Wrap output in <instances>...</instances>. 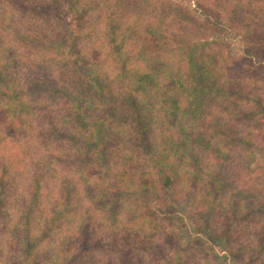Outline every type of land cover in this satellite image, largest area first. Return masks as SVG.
<instances>
[{
    "label": "trees",
    "instance_id": "trees-1",
    "mask_svg": "<svg viewBox=\"0 0 264 264\" xmlns=\"http://www.w3.org/2000/svg\"><path fill=\"white\" fill-rule=\"evenodd\" d=\"M0 240V264H264V0H0Z\"/></svg>",
    "mask_w": 264,
    "mask_h": 264
},
{
    "label": "rangeland",
    "instance_id": "rangeland-1",
    "mask_svg": "<svg viewBox=\"0 0 264 264\" xmlns=\"http://www.w3.org/2000/svg\"><path fill=\"white\" fill-rule=\"evenodd\" d=\"M61 9H64V6L63 8ZM64 11V10H63ZM66 14V12H64ZM128 23H131L133 24L134 22V19L133 18H130L128 20H126ZM227 46H228V49L229 51L231 52L232 55H240L241 53V50H242V46L240 45L239 41L237 40H228L227 41ZM103 74L106 75V74H112V72H114V64H112L110 61L109 62H105L103 63ZM114 75L112 74V77ZM112 82H113V85L116 86L118 85V81L117 79H114L111 78ZM94 205L92 203V200L90 201L89 198H86L83 200V207L82 209L79 211L78 215L76 217H74L75 219H71L72 221V224H73V228L71 230V234H76L77 233V230H78V226H79V223L81 222V220L84 218V217H87L88 214H87V211H92L90 216H95V217H98V215L100 216V213L103 214V212H100V210H93V209H90L92 208ZM99 209V208H98ZM1 242V240H0ZM3 247L5 246V242L3 243L2 245ZM8 254V253H6Z\"/></svg>",
    "mask_w": 264,
    "mask_h": 264
}]
</instances>
